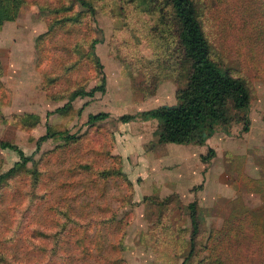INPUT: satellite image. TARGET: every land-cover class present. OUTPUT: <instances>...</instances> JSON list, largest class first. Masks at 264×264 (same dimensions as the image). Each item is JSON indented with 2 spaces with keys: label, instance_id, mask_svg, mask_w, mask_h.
I'll return each instance as SVG.
<instances>
[{
  "label": "rangeland",
  "instance_id": "obj_1",
  "mask_svg": "<svg viewBox=\"0 0 264 264\" xmlns=\"http://www.w3.org/2000/svg\"><path fill=\"white\" fill-rule=\"evenodd\" d=\"M85 1L0 0V141L32 156L2 177L19 156L0 149V264H182L192 201L186 264H264V0H193L211 57L250 92L249 130L232 112L205 146L119 120L187 84L169 0ZM48 128L66 133L38 142Z\"/></svg>",
  "mask_w": 264,
  "mask_h": 264
},
{
  "label": "trees",
  "instance_id": "obj_2",
  "mask_svg": "<svg viewBox=\"0 0 264 264\" xmlns=\"http://www.w3.org/2000/svg\"><path fill=\"white\" fill-rule=\"evenodd\" d=\"M77 1L82 6L89 7L85 0ZM169 4L178 23L179 44L190 63L187 84L177 91L175 105H161L132 115L124 114L119 117V120L125 123L138 116L146 120H157L160 124L158 139L160 143L204 145L206 140L214 134L216 126L231 124L232 112L237 113L239 118L236 120L242 121V130L247 132L250 126L248 117L250 92L245 81L221 68L211 57L210 44L194 1L169 0ZM11 17L5 8L0 7V23L1 20ZM97 91L104 92V84L95 86L83 94L93 96ZM67 107L68 104H65L56 111L65 110ZM108 117L107 112L89 114L88 123L102 121ZM46 131L39 137L38 142L66 133L65 131L50 132L49 128ZM67 136L75 137L73 134ZM0 149L15 151L19 156V161L15 162L2 177L10 175L19 166H24L32 160V156L25 155L16 144L11 142L0 141ZM188 209L191 220V249L182 264H186L192 256L195 237L200 229L196 215V201L190 202Z\"/></svg>",
  "mask_w": 264,
  "mask_h": 264
},
{
  "label": "crops",
  "instance_id": "obj_3",
  "mask_svg": "<svg viewBox=\"0 0 264 264\" xmlns=\"http://www.w3.org/2000/svg\"><path fill=\"white\" fill-rule=\"evenodd\" d=\"M208 142H209V139H207L206 143H208ZM202 146H205V145H202Z\"/></svg>",
  "mask_w": 264,
  "mask_h": 264
}]
</instances>
